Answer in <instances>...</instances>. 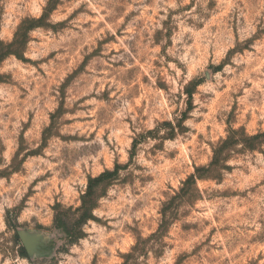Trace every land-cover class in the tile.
Listing matches in <instances>:
<instances>
[{"label": "rangeland", "instance_id": "1", "mask_svg": "<svg viewBox=\"0 0 264 264\" xmlns=\"http://www.w3.org/2000/svg\"><path fill=\"white\" fill-rule=\"evenodd\" d=\"M0 264H264V0H0Z\"/></svg>", "mask_w": 264, "mask_h": 264}, {"label": "trees", "instance_id": "2", "mask_svg": "<svg viewBox=\"0 0 264 264\" xmlns=\"http://www.w3.org/2000/svg\"><path fill=\"white\" fill-rule=\"evenodd\" d=\"M215 162H212L211 163V166L214 165ZM118 171L115 169V170H106L105 172H103L101 175H99L97 178L93 179L91 178L90 181H98V184L99 185H102L103 183H105V181L112 177V176H115L117 175ZM203 176L200 175L199 173H196V174H192L191 176H189L186 181H184V185H190V184H193L197 189V180L198 178H202ZM91 187V185H90ZM199 190V189H198ZM91 191V190H90ZM91 194L89 191H87L84 195V202L86 200L87 197H89ZM139 252V249L137 248V246L134 248V252Z\"/></svg>", "mask_w": 264, "mask_h": 264}]
</instances>
